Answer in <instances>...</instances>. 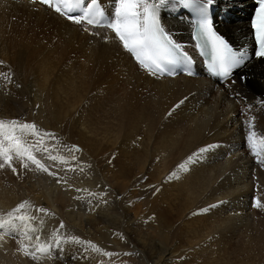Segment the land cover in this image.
<instances>
[{
    "label": "bare ground",
    "instance_id": "6f19581e",
    "mask_svg": "<svg viewBox=\"0 0 264 264\" xmlns=\"http://www.w3.org/2000/svg\"><path fill=\"white\" fill-rule=\"evenodd\" d=\"M102 5L114 10V0ZM214 6L223 14L215 16L216 28L237 49L251 51L249 22L238 11L249 8V0H215ZM159 15L164 29L192 53L187 9L170 0ZM0 62L20 84L19 92L13 91L37 106L35 118L55 134L49 136L54 151L68 153L72 147L80 168L94 165L100 174L113 173L116 188L125 192L132 186L131 198L143 197L135 222L160 234L158 264L182 258H199L187 264H264V257L255 254L264 245V217L254 218V211L251 217L248 210L255 187L264 200L259 185L260 178L264 181V58L253 55L224 82L195 57V74L154 76L110 28L76 24L33 0H0ZM11 102L12 96L1 92L0 104L10 109ZM250 125L258 134L251 141ZM16 172L10 180L19 179ZM46 189L40 193L52 207ZM120 194L111 200L122 216L129 201ZM13 203L1 188L0 221ZM33 209L20 210L29 217L45 216ZM46 210L52 217L54 212ZM77 212L70 208L63 218L84 232V215ZM8 241L0 231V264H21L8 252ZM245 241L249 249L242 246ZM86 245L90 256L101 252L95 243Z\"/></svg>",
    "mask_w": 264,
    "mask_h": 264
},
{
    "label": "rangeland",
    "instance_id": "374dc122",
    "mask_svg": "<svg viewBox=\"0 0 264 264\" xmlns=\"http://www.w3.org/2000/svg\"><path fill=\"white\" fill-rule=\"evenodd\" d=\"M238 11H240L241 16L247 21L245 13L241 12V9H238ZM246 11H249V8ZM3 63L0 65V87L2 88H0V94L4 92L12 96V108H10L11 110L6 109L5 106L0 104V121L8 122L14 120L20 124H35L39 135L29 134L27 130L22 134L17 132L16 137L20 142V147L22 150L26 149L27 153L39 159L51 172L58 173V176L50 175L48 172L32 164L27 159V154L18 156L14 150L10 151L11 153L9 152L10 156L13 155L11 166L5 163L8 169H1L2 167H0V189L2 188L4 192H7L9 198L14 202V205L6 210L12 215L7 214L6 218L0 221V223L5 224V227L0 229V231L9 240L8 246L13 249L10 250L8 247V252L12 251L10 255L15 257L20 263L22 262L21 264H158L157 253L162 250L160 234L153 228L154 231L143 229L142 225H147L146 223L135 222L136 212L143 208V197L138 195L135 198H131V195H133V191H131L133 190L132 186H130L131 189L127 187L125 192L123 189L118 188V186L117 189L116 184H114L115 182H111V175L113 173L109 174L105 172L104 174H100L94 168V165L80 168L79 160L76 159L77 156L75 153H71L70 148L72 147L68 149L70 151L68 153L66 151H54L56 149L50 144L51 139H49V136L44 135V133H50L49 130L46 129L47 127L41 121L35 118L37 106L33 105L30 99L27 100L26 96L21 98L13 91L19 92L18 88L20 84L18 83L17 85V79H15L14 72L10 68H2ZM5 85L7 90L4 88ZM17 113L20 114L17 115ZM26 139H29L28 142H24ZM2 147L10 148L11 144L0 136V150H2ZM35 150L40 151V155ZM1 157H4L0 156V160L3 163L4 159H1ZM51 157H56V159L53 160ZM80 160H83V158ZM12 164L16 166L15 171H13ZM24 164L28 166L24 167ZM14 172L20 173L16 177L19 178L16 181L9 179L10 173ZM58 178L60 180L59 183L57 182ZM258 178H260L259 175ZM38 182L39 185L37 184ZM263 182V179L261 180L260 178L259 185L261 184L264 187ZM256 183L255 185L258 187ZM38 186L42 189L47 187L54 204L52 207L42 197L40 193L42 189H39ZM12 187H14L16 193H10ZM114 193L118 195L121 193L120 195L125 196V200L129 201L125 202L123 207V210L126 212V215H122L124 217L119 215V213H115L113 208L114 202L111 200L114 197ZM252 193L248 205V210L251 211L249 216L252 217L254 215V218H258V216L264 217V200H261L260 197L262 196L259 197V191L256 187L252 190ZM25 201L28 202L25 208H34L32 212L38 209H49L48 211L51 210L55 214L53 213L51 217L47 216L49 214L45 212L44 217L46 218L47 216L45 219L43 216L40 217V215L39 217L37 215L29 217L21 210L14 213L13 210L17 209V206ZM257 203H259V207L263 210L254 206ZM69 206L71 209L78 211L77 213H80L81 216L84 215L82 218L84 232H81L82 229L78 226L64 220L65 214L63 213L70 209ZM258 211L260 215L257 214ZM20 216L25 217V222L15 219ZM103 217L113 223L112 227L109 228L108 223L103 221ZM8 221H12V223L7 224L6 222ZM61 222H63V228L60 227ZM32 229H35V231ZM109 230L114 232V234H109ZM37 237H39V240H37ZM57 242H59V247H57ZM87 242L99 245L101 252L90 256V253L86 252ZM242 244V246L249 249L248 241ZM39 247L50 248V251L43 254L38 251ZM26 252L33 253L35 258H33V255L26 254ZM106 253H112V255H106ZM256 253L264 257V245ZM240 257L243 260L247 256H244L243 253L240 254ZM230 258L234 260V254ZM184 259L180 260L183 261ZM198 259L190 258L183 262L175 259L172 264L178 262L180 264H187L191 260L197 261ZM162 264H166V261ZM246 264H251V261L247 260Z\"/></svg>",
    "mask_w": 264,
    "mask_h": 264
},
{
    "label": "snow or ice",
    "instance_id": "6c2138e0",
    "mask_svg": "<svg viewBox=\"0 0 264 264\" xmlns=\"http://www.w3.org/2000/svg\"><path fill=\"white\" fill-rule=\"evenodd\" d=\"M33 2L52 8L56 13L65 16L76 24L86 23L87 25H102L110 28L115 33V38L122 43L123 48L132 54L142 68L154 76L173 75L178 66L187 67L192 62L187 52L165 31L159 22L160 10L170 0H114V10L110 12L101 7L103 0H33ZM175 2L185 8H191L199 14L200 19L193 34L194 39L201 41L197 47L207 50L206 52L202 51V54L208 56L209 67L213 74L225 79L228 78L232 70L244 62L246 54H238L220 35L213 31L208 10L210 5L215 4V0H175ZM252 28L257 45L254 55L258 58H264V0H259V8L253 19ZM189 74H191L190 71ZM176 107H179V104ZM26 130L29 131V134L39 135L35 124H20L14 120L0 121V136L11 144L10 148L0 150V156L4 157V162L0 163V167H4L5 163L10 166L12 157L9 152L14 150L18 156L27 154V159L39 169L48 172L50 175L58 176V173L51 172L34 155L27 153L26 149H21L16 134L17 132L22 134ZM44 135L55 137L54 133H44ZM257 135L256 131L251 130L250 125L249 141ZM260 143L264 145V133L260 134ZM73 148L79 150L76 146ZM253 149H255L254 144ZM205 150L202 149L201 151ZM51 158L56 159V157ZM261 163L264 164V160ZM23 166L27 167L28 165L24 164ZM57 182H60L59 178ZM27 203L26 201L22 202L13 212L25 208ZM254 206L259 207L260 205L257 203ZM39 211L47 212L46 209ZM15 219L25 222L24 216ZM6 223L11 224L12 221ZM63 226V222H61L60 227L63 228ZM4 227L5 224L0 223V229ZM32 230L35 231V229ZM74 239L78 240L79 238ZM87 243L91 245V242ZM57 247H59V242H57ZM38 251L46 254L50 248L39 247ZM26 254L33 255L35 258L31 252H26ZM106 255H112V253H106Z\"/></svg>",
    "mask_w": 264,
    "mask_h": 264
}]
</instances>
